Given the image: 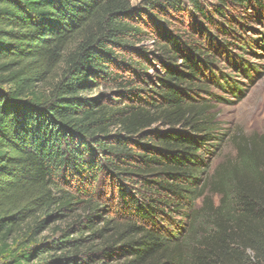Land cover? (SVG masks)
<instances>
[{
	"label": "trees",
	"instance_id": "16d2710c",
	"mask_svg": "<svg viewBox=\"0 0 264 264\" xmlns=\"http://www.w3.org/2000/svg\"><path fill=\"white\" fill-rule=\"evenodd\" d=\"M261 51L264 0H0V264H264Z\"/></svg>",
	"mask_w": 264,
	"mask_h": 264
},
{
	"label": "rangeland",
	"instance_id": "374dc122",
	"mask_svg": "<svg viewBox=\"0 0 264 264\" xmlns=\"http://www.w3.org/2000/svg\"><path fill=\"white\" fill-rule=\"evenodd\" d=\"M138 1L132 0L133 3ZM257 28L263 29L260 26ZM253 60L264 64V55ZM258 70L254 72L253 79L243 80L246 84L244 97L239 100L227 96L231 101L221 105L220 117L229 130L230 138L215 160V165L227 158H234L236 151L232 142H264V68Z\"/></svg>",
	"mask_w": 264,
	"mask_h": 264
}]
</instances>
